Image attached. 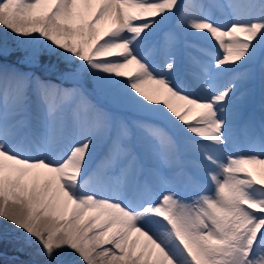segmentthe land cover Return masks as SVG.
Returning a JSON list of instances; mask_svg holds the SVG:
<instances>
[{"label":"snow or ice","instance_id":"obj_1","mask_svg":"<svg viewBox=\"0 0 264 264\" xmlns=\"http://www.w3.org/2000/svg\"><path fill=\"white\" fill-rule=\"evenodd\" d=\"M0 30V239L39 257L4 264H264V0H0Z\"/></svg>","mask_w":264,"mask_h":264},{"label":"rangeland","instance_id":"obj_2","mask_svg":"<svg viewBox=\"0 0 264 264\" xmlns=\"http://www.w3.org/2000/svg\"><path fill=\"white\" fill-rule=\"evenodd\" d=\"M5 38H7L9 44L12 43V38L8 36L7 33H4L3 30H0V40H3ZM235 134L238 136V138L243 140L244 138L243 127L238 126L235 130ZM14 245H15V235L14 234H9L6 240L0 239V246L7 247L8 250L10 251L9 254H4V256L7 255L8 257L9 255L10 258H18L19 261H33V260L39 259V257L35 256V254L31 252L30 250H26L24 252H17L14 249ZM1 263L4 264V262H1Z\"/></svg>","mask_w":264,"mask_h":264},{"label":"bare ground","instance_id":"obj_3","mask_svg":"<svg viewBox=\"0 0 264 264\" xmlns=\"http://www.w3.org/2000/svg\"><path fill=\"white\" fill-rule=\"evenodd\" d=\"M206 2L212 3L213 0H206ZM218 15H219V13H218ZM257 133H259V132H257ZM247 167L249 168V170L253 171L254 174H258V172H257V166H251V165H249ZM0 223H2V222H0Z\"/></svg>","mask_w":264,"mask_h":264},{"label":"trees","instance_id":"obj_4","mask_svg":"<svg viewBox=\"0 0 264 264\" xmlns=\"http://www.w3.org/2000/svg\"><path fill=\"white\" fill-rule=\"evenodd\" d=\"M0 249H4V250H6L7 252L9 251L7 247H1V246H0ZM14 249L16 250V247H15V246H14Z\"/></svg>","mask_w":264,"mask_h":264}]
</instances>
